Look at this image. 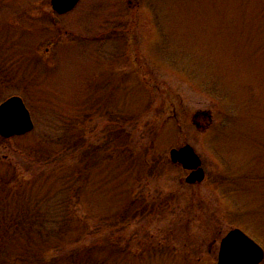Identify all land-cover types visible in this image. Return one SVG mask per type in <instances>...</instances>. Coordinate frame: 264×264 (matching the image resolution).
I'll return each instance as SVG.
<instances>
[{
	"label": "rangeland",
	"instance_id": "obj_1",
	"mask_svg": "<svg viewBox=\"0 0 264 264\" xmlns=\"http://www.w3.org/2000/svg\"><path fill=\"white\" fill-rule=\"evenodd\" d=\"M12 95L34 127L0 136V227L36 217L42 193L58 202V178L81 167L78 149L31 158L51 124L128 154L86 168L71 214L91 234L46 250L53 235L2 231L0 264H216L233 228L264 249V0H80L63 15L0 0V103ZM185 144L201 182L170 161Z\"/></svg>",
	"mask_w": 264,
	"mask_h": 264
},
{
	"label": "trees",
	"instance_id": "obj_2",
	"mask_svg": "<svg viewBox=\"0 0 264 264\" xmlns=\"http://www.w3.org/2000/svg\"><path fill=\"white\" fill-rule=\"evenodd\" d=\"M59 126H57L55 123L51 124L49 126V132L46 134L43 133L41 135L42 137L40 139V146L36 149L38 155H36V153H32L30 155L31 158L33 159L35 156H38L39 161L43 163H46L47 161L56 162L58 160V156H66L68 152L73 153L75 149H78L79 158H77L76 161L81 165V167L74 171L62 174L61 177L58 178V188L61 195V198L58 202H56L54 196L55 193H42L43 195L37 204L38 208L40 207L39 210L37 209V213L31 214L36 217L30 218L28 216L25 219H12L6 223L3 222L0 227V238H3L2 231L5 232V235L9 234L11 237H17L18 235L27 237L30 235V233L34 232H36V235H39L41 239H48L53 235L55 240L53 242L47 241V250L48 248L56 246L64 247L62 246L63 244H65V246L76 243L78 244L80 239L91 234V229L89 226H87L86 222L77 220L78 225L76 222L73 224V216L71 212L74 206L71 202L75 201L76 199L77 201L80 200L79 185L80 182L85 178L88 164H99L100 159H102L101 163L103 161H108L110 158L108 155L109 149L113 148H117L122 154L127 155V144L123 142L120 144V140L117 141L114 138H109V136H107L103 149V141L100 144L91 143L83 136L77 134L73 136L72 133L68 131V129H61ZM13 179L12 181H14ZM43 206L44 208H42ZM30 211H32V209ZM101 221L103 222V218ZM70 227L76 228L74 234H69ZM39 230L41 231V235L40 233L38 234ZM55 231L56 233L53 234ZM45 244L46 243L44 242V245ZM65 257L69 261V264H106V262L104 263L103 259H99L97 261L91 259L89 254L78 260L77 254L70 253ZM4 263L5 261L3 264Z\"/></svg>",
	"mask_w": 264,
	"mask_h": 264
},
{
	"label": "water",
	"instance_id": "obj_3",
	"mask_svg": "<svg viewBox=\"0 0 264 264\" xmlns=\"http://www.w3.org/2000/svg\"><path fill=\"white\" fill-rule=\"evenodd\" d=\"M79 0H50L51 8L57 14L72 10ZM34 127L30 112L23 99L12 95L0 103V136L8 139L30 132ZM170 160L190 170L186 182H201L204 170L194 149L185 144L172 148ZM264 258V250L241 229L229 230L220 240L216 264H259Z\"/></svg>",
	"mask_w": 264,
	"mask_h": 264
}]
</instances>
